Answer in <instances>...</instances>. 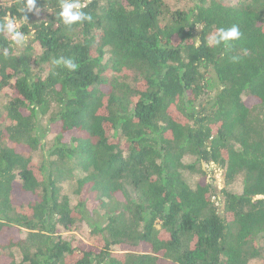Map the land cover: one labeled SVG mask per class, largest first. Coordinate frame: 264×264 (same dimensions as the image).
<instances>
[{
	"label": "trees",
	"instance_id": "16d2710c",
	"mask_svg": "<svg viewBox=\"0 0 264 264\" xmlns=\"http://www.w3.org/2000/svg\"><path fill=\"white\" fill-rule=\"evenodd\" d=\"M176 1L189 6L83 0L92 20L71 26L61 0H37L39 14L27 0L0 8V22H23L31 38L19 52L0 32V264L262 258L264 0ZM233 25L238 40L209 45ZM61 57L78 68L53 63ZM211 164L242 186L222 191V213L204 180ZM83 221L92 246L62 235Z\"/></svg>",
	"mask_w": 264,
	"mask_h": 264
},
{
	"label": "rangeland",
	"instance_id": "374dc122",
	"mask_svg": "<svg viewBox=\"0 0 264 264\" xmlns=\"http://www.w3.org/2000/svg\"><path fill=\"white\" fill-rule=\"evenodd\" d=\"M11 0H0V8L4 7V6H8L10 4ZM170 9L171 10H176V9H182L185 7H188L189 5L187 3H180L176 0H166ZM228 3H230L231 5H236L237 3H239L240 0H226ZM8 19H11L10 17H7ZM16 24L18 26V30L21 32V28L23 26V22L19 21V20H15ZM22 33V32H21ZM25 36V35H24ZM26 39L24 41L23 44L17 45L15 44L16 49L20 52L21 50H23V48L28 45L31 41V38L29 36H25ZM7 96L6 94H2L0 95V109L2 106H4L6 104L7 101ZM42 124L44 126H48V122L47 119H43ZM42 126V127H44ZM41 127V126H40ZM46 132V131H44ZM52 142H53V136L49 135L46 136L43 140L44 143V149L43 150H39L35 153L34 158L36 163H41L43 160V156L44 154L48 151V149L52 146ZM205 171L207 173V176L205 177L204 180H208L211 184H212V194H213V200H215L216 205L219 208V212L222 213L223 211V194L222 191H224L225 189L232 191L234 193H240L242 190V186L239 182L233 184L231 187L226 186L225 183V172L224 170L214 164H211L209 166L205 165L204 166ZM72 170L75 173L76 177H80L81 173L79 171V167L76 164H73ZM192 185L197 181L196 177H192V176H187L185 177ZM67 190H71L69 187V184H66ZM66 190V191H67ZM71 199H72V205L74 206L77 203V197L71 195ZM93 213V214H92ZM87 217L90 218L91 220H100L101 217L100 215H102V213L95 211L94 209V205H89L87 206ZM12 232L14 231V233L16 232L15 229L11 230ZM62 235L65 239L71 241L73 243V245H79V244H84L86 246H92L93 245V239L91 236V229L88 226V224L86 222H81V224L79 225L78 229L72 231V232H65L62 231ZM261 244H263V248H264V240L260 241ZM249 264H264V252L262 254V258L256 259L251 261Z\"/></svg>",
	"mask_w": 264,
	"mask_h": 264
},
{
	"label": "clouds",
	"instance_id": "9594fccd",
	"mask_svg": "<svg viewBox=\"0 0 264 264\" xmlns=\"http://www.w3.org/2000/svg\"><path fill=\"white\" fill-rule=\"evenodd\" d=\"M26 10L28 12L35 11L39 14L40 9L37 7V0H27ZM87 7V3L83 0H61L59 12V18L62 19L65 25H75L83 23L85 21L90 22L92 16L89 13L83 11ZM27 19V17L25 16ZM0 32H4L7 35L11 36L12 41L17 44H23L26 37L18 30V26L14 19L4 18L3 22H0ZM241 36L238 26L233 25L230 28H220L215 36H213L209 41V45H221L228 46L231 41L238 40ZM199 40L197 39V42ZM7 54V50H5ZM54 64L59 65L63 64L70 71H75L78 68V65L71 59H64L63 57L53 61Z\"/></svg>",
	"mask_w": 264,
	"mask_h": 264
}]
</instances>
